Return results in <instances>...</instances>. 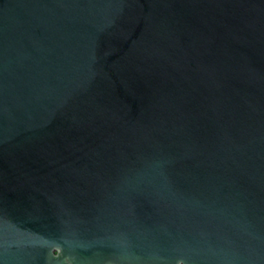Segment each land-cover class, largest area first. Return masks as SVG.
I'll use <instances>...</instances> for the list:
<instances>
[{"label":"water","instance_id":"95a60500","mask_svg":"<svg viewBox=\"0 0 264 264\" xmlns=\"http://www.w3.org/2000/svg\"><path fill=\"white\" fill-rule=\"evenodd\" d=\"M0 264H264V0H0Z\"/></svg>","mask_w":264,"mask_h":264}]
</instances>
